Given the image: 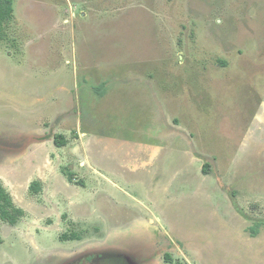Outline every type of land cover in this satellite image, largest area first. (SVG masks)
<instances>
[{"label": "rangeland", "instance_id": "374dc122", "mask_svg": "<svg viewBox=\"0 0 264 264\" xmlns=\"http://www.w3.org/2000/svg\"><path fill=\"white\" fill-rule=\"evenodd\" d=\"M102 83L111 87L106 98L95 91ZM73 105L80 106L83 125ZM152 111L154 130L185 150L177 164L190 171L186 154L195 145L204 156L191 162L183 189L188 202L160 222L176 247L173 260L161 264H264V224L257 235L250 231L264 223V0H14V17L0 38L3 144L20 147L24 133L53 124L70 141L91 124L101 133L129 135L144 123L143 112L150 123ZM20 154L10 158H39L31 150ZM50 159L39 170L49 175L50 186L42 189L48 196L26 201L20 189L26 215L15 230L0 222V264H34L39 246L73 249L115 224L102 214L72 217L67 195L49 188L62 185L61 175L86 182L76 196L81 201L94 188L114 189L75 157L60 162L50 151ZM206 163L210 173L203 172ZM201 166L211 177L196 174ZM206 196L198 210L197 199ZM44 201L56 206L53 214H37ZM79 232L81 241L65 239Z\"/></svg>", "mask_w": 264, "mask_h": 264}, {"label": "crops", "instance_id": "0c3cea01", "mask_svg": "<svg viewBox=\"0 0 264 264\" xmlns=\"http://www.w3.org/2000/svg\"><path fill=\"white\" fill-rule=\"evenodd\" d=\"M116 89L118 88L116 87ZM110 91L111 87L109 86L103 96L97 95L106 98ZM73 106L80 113L78 121L83 125L84 122H81L82 112L80 106ZM97 107L98 103L95 102V108ZM149 114L150 117L154 116L151 118V121L149 120L150 123L145 124L148 115L143 112V116H140V122L144 123L129 135L101 133L97 125L91 123L89 124L93 125L94 129L90 128L88 131L86 130L82 133L79 131V137L74 138L73 141H70L71 137L61 130V125L56 126L53 124L50 130L46 127L38 126L31 132L24 133V137H21V140L25 139L24 141L26 142L20 145V147H16L13 151L0 150V176L9 181H15L14 183H8L12 184L11 186L5 185L6 190L13 198V202L17 206L22 207L26 212L28 208L24 206V199H21L17 194L20 189L24 192L21 195L25 197L26 201H28V198H38L39 200V197L47 195L42 190L39 193H33L32 190L30 192L29 181L41 183L42 189L45 183L50 186L48 183L49 175L40 174L39 170L44 167L46 161L51 160L50 151H53L58 156L60 162L66 156L75 157L76 160H79L80 167L87 168L94 174H99L114 189L113 193H109L106 189H101L100 187L94 188L95 190L90 192L91 198L81 201L80 199H76V196L81 195L82 197V190L84 188L80 186L87 187L86 182L85 185L81 181L80 184H73L68 180L67 176L61 175V178L66 179L62 181V185L58 186L55 183L49 188H53L56 194L63 192L65 196L67 195L68 212L70 215H74L72 217L91 214L92 216L96 215L98 218V215L102 214L105 218H110L115 223L128 221L136 224L133 226L138 229L136 234H145L146 232L140 228L145 229V227H149V222H157L160 225V222H162L165 225L168 220H171L170 216L177 215L182 203L186 204V201L188 202L187 198L191 197L189 193L185 194L183 190L185 181H187V177L192 172L191 162L204 159V156L196 148L195 144L197 141H193L194 134L190 133L195 150L194 152L191 151V154L189 152L186 154L187 156L190 155L187 163L190 171H186L182 166L177 164L180 159V157L179 159L177 158L178 153L185 150L173 146L168 141V133L166 131L154 130L156 127L152 120H155L156 116L154 111ZM174 132L176 133L173 134L181 135L180 132ZM21 134L23 135V133ZM59 134L64 135L68 140L65 146L56 144V136ZM23 145L24 148L22 147ZM28 150H31L32 155L34 153L39 155V158L34 161L32 158L31 161H28L26 157L20 161L10 158L11 156H17L18 153H21L20 155L23 156ZM202 168L203 166L200 169H196V174H199L200 171V174L205 178L211 177V175H204ZM67 171L65 170V172ZM23 180H25V183ZM198 191H200L199 187H195L194 193L196 195H198ZM119 192L132 201H125V199L118 196ZM46 198L48 201H54L51 197V200L48 197ZM208 198L206 196L202 201L197 199L196 207L198 210L204 209L205 205H203V201L208 202ZM211 198L213 200V197ZM29 201L34 204L33 201ZM37 204L38 208L42 209L41 213L37 214H43V212L53 214V210L56 208V203H52L55 206L53 209L46 207L44 204L48 206L47 201ZM8 225L10 224L7 223L5 228L9 227ZM11 226L15 225H10V228ZM11 229L15 230L17 228L13 227ZM1 234H4L3 231H1ZM168 234L170 237L173 236L170 232ZM175 238L182 242L179 236H175ZM38 248H40L37 250H40L41 254L48 251V249L43 251V248L40 246Z\"/></svg>", "mask_w": 264, "mask_h": 264}, {"label": "flooded vegetation", "instance_id": "af4514ba", "mask_svg": "<svg viewBox=\"0 0 264 264\" xmlns=\"http://www.w3.org/2000/svg\"><path fill=\"white\" fill-rule=\"evenodd\" d=\"M2 136L0 150H15L16 147L10 148L2 143L5 138ZM33 182L29 185L30 192ZM5 183L0 180L4 187ZM123 223L125 222L120 224ZM134 225L136 224L127 221L121 229L118 223L111 224L106 227V234L97 237L93 242L80 243L73 249L48 250L43 254L38 250L34 264H160L165 263L168 253L176 252L169 234L159 223L149 222V227L140 228L145 234H136L138 229L134 228ZM65 239L72 238L68 236ZM73 239L81 241L83 238L79 232V237Z\"/></svg>", "mask_w": 264, "mask_h": 264}, {"label": "trees", "instance_id": "16d2710c", "mask_svg": "<svg viewBox=\"0 0 264 264\" xmlns=\"http://www.w3.org/2000/svg\"><path fill=\"white\" fill-rule=\"evenodd\" d=\"M14 17V0H0V38L4 37L6 34L7 27L11 20ZM97 88V94L103 96L107 90V84L102 83ZM68 143V140L64 135L59 134L56 136V144L59 146H65ZM211 163H206L203 168L204 173H210L212 171ZM70 179L73 180L72 175L70 174ZM31 190L33 193H39L42 190L41 183L34 182L31 185ZM25 215V210L17 206L13 202L11 194L6 190V188L0 184V222L4 221L12 225H16L19 220ZM264 223L262 221L255 222L251 227L250 231L252 235H257L260 231L261 226ZM72 236V237H71ZM70 238H77V234H72ZM3 241V237L0 231V242ZM173 256L171 253H168L166 256V261L171 262Z\"/></svg>", "mask_w": 264, "mask_h": 264}]
</instances>
